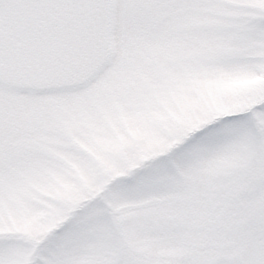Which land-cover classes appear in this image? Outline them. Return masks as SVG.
I'll return each mask as SVG.
<instances>
[{
	"label": "snow or ice",
	"instance_id": "snow-or-ice-1",
	"mask_svg": "<svg viewBox=\"0 0 264 264\" xmlns=\"http://www.w3.org/2000/svg\"><path fill=\"white\" fill-rule=\"evenodd\" d=\"M0 264H264V0H0Z\"/></svg>",
	"mask_w": 264,
	"mask_h": 264
},
{
	"label": "rangeland",
	"instance_id": "rangeland-1",
	"mask_svg": "<svg viewBox=\"0 0 264 264\" xmlns=\"http://www.w3.org/2000/svg\"><path fill=\"white\" fill-rule=\"evenodd\" d=\"M256 81H232V82H223L221 84L208 85L205 89V94L196 100H186L184 107L181 110V116L177 118V122H192L193 120H199L210 108L218 107V97L217 91L227 93L232 91L235 88L243 87L246 84H253ZM206 96V98H205ZM129 135L133 140H143V150L150 151L158 147L161 143L164 142L163 138H153L150 137L146 132L139 128H135L130 131ZM127 143V141H124ZM32 225H35L36 228L43 229V225L38 223V218H34ZM29 231L35 230L29 226Z\"/></svg>",
	"mask_w": 264,
	"mask_h": 264
}]
</instances>
